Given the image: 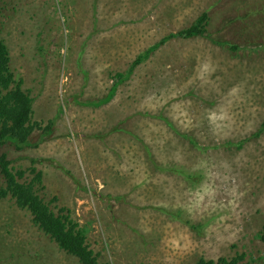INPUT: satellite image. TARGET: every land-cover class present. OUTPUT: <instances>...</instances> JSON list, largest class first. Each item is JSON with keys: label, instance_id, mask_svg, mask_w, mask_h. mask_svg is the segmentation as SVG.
<instances>
[{"label": "rangeland", "instance_id": "374dc122", "mask_svg": "<svg viewBox=\"0 0 264 264\" xmlns=\"http://www.w3.org/2000/svg\"><path fill=\"white\" fill-rule=\"evenodd\" d=\"M201 14L205 37L161 45L93 105ZM0 38L33 122L50 125L1 152L42 171L39 194L79 223L98 264H218L238 253L264 264V0H0ZM0 264L80 263L8 197Z\"/></svg>", "mask_w": 264, "mask_h": 264}, {"label": "trees", "instance_id": "16d2710c", "mask_svg": "<svg viewBox=\"0 0 264 264\" xmlns=\"http://www.w3.org/2000/svg\"><path fill=\"white\" fill-rule=\"evenodd\" d=\"M208 14H201L196 21L187 28L177 33H171L159 42L151 46L146 52L140 54L126 72L116 74V82L113 84L107 97L93 105H103L112 99L117 88L134 73L135 68L146 61L150 54L157 50L161 45L174 39H192L194 37H205L209 25ZM206 37H210L209 35ZM213 41V40H212ZM220 46H228V42L213 41ZM238 49L235 46H231ZM11 56L8 46L0 38V176L4 185L0 187V198L10 197L18 209L26 211L31 216V221L40 231L68 255L78 259L80 264H98V257L87 243V236L84 229L76 223L67 214L56 213L50 205L45 202L39 194L37 187L42 185L43 173L37 168L29 170L16 169L6 153L1 152L6 143H11L16 150L20 151L25 147L31 146L33 133L36 130H42L49 133L50 125L43 127L37 122H33V103L34 99L28 92L23 89L21 78L16 79L11 66ZM92 104V103H91ZM165 120L166 124L178 131L174 125L165 117L159 115L158 118ZM193 145L196 141L189 138ZM32 164L36 163L35 159L31 160ZM176 171H179L176 169ZM184 173L183 171H181ZM189 179H194L193 174L186 175ZM194 182V181H192ZM44 187V186H43ZM181 214V211L172 213L174 218ZM192 231L197 234L202 233L203 224H194L192 221L183 220ZM260 239L264 243V232L260 234ZM195 264H217L214 260L200 257ZM218 264H252L246 261L244 254H237L230 259L221 258Z\"/></svg>", "mask_w": 264, "mask_h": 264}]
</instances>
